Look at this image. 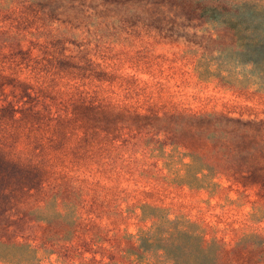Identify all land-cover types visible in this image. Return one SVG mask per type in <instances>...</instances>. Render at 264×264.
<instances>
[{"label":"trees","instance_id":"16d2710c","mask_svg":"<svg viewBox=\"0 0 264 264\" xmlns=\"http://www.w3.org/2000/svg\"><path fill=\"white\" fill-rule=\"evenodd\" d=\"M39 19L181 38L211 26L201 37L213 53L264 76V5L252 0H0V264H40L44 247L61 264H264L259 89L237 80L236 102L196 110L158 94L160 71L118 69L115 46L100 58L55 53L38 37ZM52 83L69 113L28 123L32 111L17 109L10 93ZM166 146L189 160L181 174L150 163ZM227 191L238 198H220ZM131 220L138 240L126 229Z\"/></svg>","mask_w":264,"mask_h":264},{"label":"rangeland","instance_id":"374dc122","mask_svg":"<svg viewBox=\"0 0 264 264\" xmlns=\"http://www.w3.org/2000/svg\"><path fill=\"white\" fill-rule=\"evenodd\" d=\"M252 2L264 5V0H252ZM47 21L45 19L36 21L43 28L42 34L40 32L38 37L45 38L53 44L55 53L58 54L64 50L77 53L81 49L88 56L100 58L102 55L112 52V48L115 46L124 56L122 62L118 64V69L125 70L127 64H130L134 68L149 67L152 70L160 71L162 74L159 75L158 81L161 83V87H156L158 94L161 97L173 99L178 96L191 103L196 110L199 108L221 110L225 104L236 102L238 99L231 95L230 87L242 85L237 83V80L243 83L242 89L245 88V82H249L251 90L259 89L257 99L264 101V76H261L259 68L253 71L247 64H239L229 54L213 53V45L206 44L207 39L201 37L211 32V26H194L193 30L181 38L166 37L141 29L131 30L127 25L111 28L112 24L103 23L88 28L85 24L75 26L60 20L52 23ZM194 33L195 35H193ZM32 42L35 43V40ZM142 43L154 44V46L149 50H144L141 47L137 49L136 45L141 46ZM133 55L139 59H134ZM225 64L227 65L225 66ZM142 77L147 78L145 75ZM9 89L10 87H8ZM154 91V88L150 89V92ZM171 95L173 96L171 97ZM9 96L17 109L23 108L32 111L29 114L32 116H28L26 120L31 124L43 126L49 122L50 118H58L69 113V109L63 106L65 102H68V98L58 93L54 83L42 91L29 90L27 93H21L19 90L18 92L13 90ZM153 156L150 163H157L163 173L169 175L181 174L184 164L189 162L188 159H185L182 150L170 146L154 150ZM210 182L223 187L230 185L221 178H213ZM208 192L203 191L204 197L209 196ZM219 196L222 199L231 200L238 198L235 191H227ZM218 201V199H213L212 204H216ZM224 203L222 202V204ZM246 211L250 212L251 209L246 207ZM137 225V220H131L126 228L135 240L139 239ZM36 245L39 243L34 242L33 246ZM44 248L37 250L40 264H61L57 254Z\"/></svg>","mask_w":264,"mask_h":264}]
</instances>
